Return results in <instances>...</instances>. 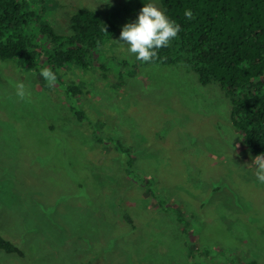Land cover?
<instances>
[{"label": "rangeland", "instance_id": "obj_1", "mask_svg": "<svg viewBox=\"0 0 264 264\" xmlns=\"http://www.w3.org/2000/svg\"><path fill=\"white\" fill-rule=\"evenodd\" d=\"M147 3L163 10L160 0L33 1L57 33L82 7L116 32L90 69L72 64L54 87L0 60V233L24 253L0 249V264H264L258 155L229 99L184 65L124 64L136 58L122 28ZM71 84L80 96L66 95Z\"/></svg>", "mask_w": 264, "mask_h": 264}, {"label": "trees", "instance_id": "obj_2", "mask_svg": "<svg viewBox=\"0 0 264 264\" xmlns=\"http://www.w3.org/2000/svg\"><path fill=\"white\" fill-rule=\"evenodd\" d=\"M44 0H0V60L18 61L38 75L51 68L62 82V71L72 64L90 69L95 51L111 40L116 24L87 7L75 11L68 33H57L45 19ZM165 14L181 31L168 47L158 50L159 59L135 60L129 67L184 65L203 86L217 84L231 103V123L244 144L256 155L264 154V0H160ZM193 12V19L185 11ZM106 29V31H105ZM121 78L123 74L119 75ZM44 79V78H43ZM47 83V81L44 79ZM76 84L66 95L78 97ZM79 120L83 110L70 108ZM126 158L127 174L134 173L130 148L117 144ZM0 249L23 251L0 233Z\"/></svg>", "mask_w": 264, "mask_h": 264}, {"label": "clouds", "instance_id": "obj_3", "mask_svg": "<svg viewBox=\"0 0 264 264\" xmlns=\"http://www.w3.org/2000/svg\"><path fill=\"white\" fill-rule=\"evenodd\" d=\"M185 17L192 20L193 12L186 10ZM180 31V25L171 20L156 4L147 3L135 22L123 26L119 40L128 46V51L135 55L136 60L149 63L159 59L158 50L168 47ZM40 75L48 82L49 87L55 86L57 75L51 68H43ZM13 87L20 100H27L30 96L23 83H13ZM253 163L256 166V178L264 184V154L256 156Z\"/></svg>", "mask_w": 264, "mask_h": 264}]
</instances>
